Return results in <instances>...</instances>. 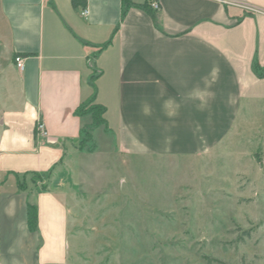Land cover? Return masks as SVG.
Returning a JSON list of instances; mask_svg holds the SVG:
<instances>
[{"label": "crops", "instance_id": "obj_1", "mask_svg": "<svg viewBox=\"0 0 264 264\" xmlns=\"http://www.w3.org/2000/svg\"><path fill=\"white\" fill-rule=\"evenodd\" d=\"M146 2L0 0V264H65L66 153L92 124L75 114L91 100L125 154L264 145V0H157L154 17ZM29 174L55 180L18 190Z\"/></svg>", "mask_w": 264, "mask_h": 264}, {"label": "rangeland", "instance_id": "obj_2", "mask_svg": "<svg viewBox=\"0 0 264 264\" xmlns=\"http://www.w3.org/2000/svg\"><path fill=\"white\" fill-rule=\"evenodd\" d=\"M85 131L66 153L65 264H264V145L136 156L103 125ZM52 179L16 176L33 191Z\"/></svg>", "mask_w": 264, "mask_h": 264}, {"label": "trees", "instance_id": "obj_3", "mask_svg": "<svg viewBox=\"0 0 264 264\" xmlns=\"http://www.w3.org/2000/svg\"><path fill=\"white\" fill-rule=\"evenodd\" d=\"M150 0H147V2L142 6V8L151 16L154 17V12L150 8ZM254 68H257L256 65H254ZM90 103V104H89ZM89 103H86L84 105L79 106V108L76 110L75 114L78 116L84 115V114H90L92 118V125L94 127H98L100 125L105 126L104 124V118L103 115L105 113V110L100 105L94 104L91 100ZM84 135L85 138H87L88 133L85 131V129L82 131L81 135ZM82 144L83 142L80 141ZM33 175H39V174H33ZM24 176V175H23ZM17 188L20 191H25L27 187L20 185L18 182H16ZM47 188L44 187L41 190H46ZM26 217H27V226L29 230L34 231L37 227V209L34 205H27L26 209Z\"/></svg>", "mask_w": 264, "mask_h": 264}, {"label": "built area", "instance_id": "obj_4", "mask_svg": "<svg viewBox=\"0 0 264 264\" xmlns=\"http://www.w3.org/2000/svg\"><path fill=\"white\" fill-rule=\"evenodd\" d=\"M223 3H226L225 1H221ZM150 8L153 12H157L159 10V4L157 3V0H152L151 3H150ZM87 14V11L84 10L82 12V15H86ZM14 65H15V68L22 72L23 69H24V60L23 58H21L20 56H16L14 58ZM35 131H36V134L41 137V138H46L47 137V132L45 130V127L43 125L42 122H38L36 124V127H35Z\"/></svg>", "mask_w": 264, "mask_h": 264}]
</instances>
